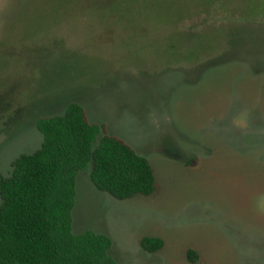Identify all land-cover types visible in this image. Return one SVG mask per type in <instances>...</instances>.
<instances>
[{"label":"rangeland","instance_id":"374dc122","mask_svg":"<svg viewBox=\"0 0 264 264\" xmlns=\"http://www.w3.org/2000/svg\"><path fill=\"white\" fill-rule=\"evenodd\" d=\"M72 102L158 182L121 201L80 172L73 233L116 264H264V0H0L1 175Z\"/></svg>","mask_w":264,"mask_h":264},{"label":"trees","instance_id":"16d2710c","mask_svg":"<svg viewBox=\"0 0 264 264\" xmlns=\"http://www.w3.org/2000/svg\"><path fill=\"white\" fill-rule=\"evenodd\" d=\"M37 128L41 146L18 156L10 175L0 174V264H116L109 236L73 233L77 177L90 168L95 188L122 201L158 191L153 165L104 125L91 123L76 102L64 114L38 119ZM140 245L155 253L164 240L145 236ZM198 258L187 250L190 263Z\"/></svg>","mask_w":264,"mask_h":264}]
</instances>
